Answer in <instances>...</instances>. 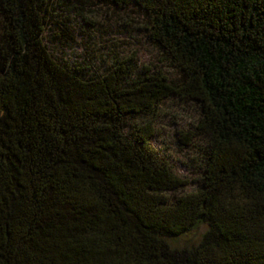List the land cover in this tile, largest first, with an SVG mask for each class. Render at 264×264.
<instances>
[{"label":"trees","instance_id":"16d2710c","mask_svg":"<svg viewBox=\"0 0 264 264\" xmlns=\"http://www.w3.org/2000/svg\"><path fill=\"white\" fill-rule=\"evenodd\" d=\"M95 11L174 79L135 53L54 55L51 18L75 45ZM169 97L197 112L192 188L150 145ZM0 264H264V0H0Z\"/></svg>","mask_w":264,"mask_h":264},{"label":"rangeland","instance_id":"374dc122","mask_svg":"<svg viewBox=\"0 0 264 264\" xmlns=\"http://www.w3.org/2000/svg\"><path fill=\"white\" fill-rule=\"evenodd\" d=\"M130 16L135 18L133 14ZM90 19L94 23L92 27L78 25L75 28L77 33L76 44L63 46L59 40L61 34L58 32L57 26L52 27L56 18H51V23L48 17L46 21L51 25H47L45 28L44 38L50 43L52 41L51 44L46 42L52 53L57 57L61 56V58L66 59L72 56L75 51L80 60L83 59L81 62L100 70H102L101 62L103 59H107L105 54L116 53L120 54L121 57L135 53L138 65L161 66L168 78L171 81L174 79V71L165 64L159 63L158 54L140 36L141 32L129 24L131 22L129 17L123 16L113 19L109 14L104 15L102 13L100 16L98 11H95ZM74 21L77 22L78 20L75 18ZM76 45H79L78 48ZM80 60L78 59L77 62L79 63ZM105 62L108 63V60ZM195 118H197V112L193 103L179 100L176 97L167 98L158 108L153 125L154 135L150 141L153 151L170 164L176 176L189 182L188 188L194 187V181L198 177L199 150L197 149L200 146L199 137H195L187 146L183 145L180 139L182 134L192 128L191 123ZM203 232L204 227L200 226L198 230L181 236L173 242L176 246L188 247L196 244Z\"/></svg>","mask_w":264,"mask_h":264}]
</instances>
